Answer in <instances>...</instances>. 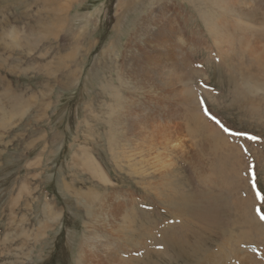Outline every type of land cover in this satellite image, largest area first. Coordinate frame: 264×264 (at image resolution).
<instances>
[{"label":"rangeland","instance_id":"obj_1","mask_svg":"<svg viewBox=\"0 0 264 264\" xmlns=\"http://www.w3.org/2000/svg\"><path fill=\"white\" fill-rule=\"evenodd\" d=\"M102 255L264 264V0H0V264Z\"/></svg>","mask_w":264,"mask_h":264},{"label":"bare ground","instance_id":"obj_2","mask_svg":"<svg viewBox=\"0 0 264 264\" xmlns=\"http://www.w3.org/2000/svg\"><path fill=\"white\" fill-rule=\"evenodd\" d=\"M243 15H244V14H243ZM246 16H247V14H246ZM165 26H169V24H165ZM166 28H167V27H166ZM241 29H242V27H241ZM227 33H228V32H227ZM253 34H254V33H253ZM251 35H252V34H251ZM188 40H189V39H188ZM171 71H172V70H171ZM194 71H195V70H194ZM260 87H261V86H260ZM257 89H258V88H257ZM258 90H259V89H258ZM186 93H187V92H186ZM199 128H200V130H205V129L208 128V130L211 131V128L209 127V125H208L207 123H206V124H200V127H199ZM208 130H206V131H208ZM214 133L217 134V131L214 132ZM216 134H215V135H216ZM218 135H219V134H218ZM216 136H217V135H216ZM209 138H210V137H209ZM223 139H224V138H223ZM225 142H226V141H225ZM226 145H227V144H226ZM230 146L233 147V145H230ZM232 147H228V146H227L228 149H229V148H232ZM227 148H226V149H227ZM234 148H235V146H234ZM237 149H238V148H237ZM232 150H235V149H232ZM210 197H211V196H210ZM208 198H209V197H208ZM132 200H133V199H132ZM202 200H203V198H202ZM205 201H206V200H205ZM211 201H212V200H211ZM240 201H241V200H240ZM213 202H214V201H213ZM187 204H189V202H188ZM190 204H191V203H190ZM193 204H195V203H193ZM196 204H198V203H196ZM207 205H208V204H207ZM211 205H213V204H211ZM211 205H210V206H211ZM224 205H225V204H224ZM240 205H241V204H240ZM190 206H191V205H190ZM210 206H208V207L210 208ZM251 206H253V205H251ZM191 207H192V206H191ZM196 207H197V206H196ZM206 207H207V206H206ZM216 207H217V206H216ZM239 207H240V206H239ZM194 208H195V207H194ZM213 208H214V207H213ZM213 208H212V210H213ZM217 208H218V207H217ZM223 208H224V207H223ZM183 209H184V208H183ZM195 209H197V208H195ZM199 209H200V211H201V208H199ZM246 209H247V208H246ZM250 209H251V208H250ZM48 210H49V208H48ZM202 210H203V209H202ZM205 210H206V211L203 212L204 214H206V213L209 214V213H211V211H212V210H211V211L209 212L208 209H205ZM215 210H216V209H215ZM226 210H227V208H226ZM198 211H199V210H198ZM198 211H196V213H197ZM200 211H199V213H200ZM216 211H217V210H216ZM216 211L214 212V210H213V212L217 214ZM241 211H242V210H241ZM49 212H50V214L53 215V219H57L58 215H55L53 212H51V209H50ZM205 212H206V213H205ZM213 212H212V213H213ZM220 212H221V211H220ZM224 212H225V211H224ZM194 213H195V212H194ZM199 213H198V214H199ZM201 213H202V212H201ZM218 214H219V212H218ZM222 214H223V213H222ZM222 214H220V215H222ZM225 214H226V213H225ZM240 214H241V213H240ZM242 214H243V213H242ZM214 215H215V214H214ZM192 216H193V215H192ZM215 216H216V215H215ZM215 216H213V217H215ZM243 216H244V215H243ZM219 217H220V216H219ZM219 217H218V218H219ZM239 217H240V216H239ZM218 218H217V219H218ZM241 218H242V217H241ZM241 218H239V220H240ZM244 218H246V217H244ZM187 219H188V218H187ZM189 219H191V218L189 217ZM208 219H209V218H208ZM208 219H207V220H208ZM212 219H213V218H212ZM215 219H216V218H215ZM255 219H256V218H255ZM192 220H193V218H192ZM200 220H202V219H199V221H200ZM218 220H219V219H218ZM220 220H221V219H220ZM223 220H224V218H223ZM239 220H238V221H239ZM245 220H246V219H245ZM188 221H189V220H188ZM196 221H197V220H196ZM196 221L193 220V222H196ZM213 221H214V220H213ZM216 221H217V220H216ZM221 221H222V220H221ZM227 221H228V220H227ZM247 221H249V220L247 219ZM255 221H256V220H255ZM200 222H201V221H200ZM208 222H209V221H208ZM210 222H211V221H210ZM216 223H219V221H218V222H215L214 224H216ZM241 223H242V222H241ZM243 223H244V222H243ZM243 223H242V224H243ZM246 223H247V222H246ZM246 223H245V224H246ZM248 223H250V222H248ZM257 223H258V222H257ZM257 223H256V225H258ZM189 224H190V223H189ZM191 224H192V223H191ZM203 224L206 225L207 223H206V224L203 223ZM209 224H210V223H209ZM214 224H213V225H214ZM232 224H233V223H232ZM211 225H212V223H211ZM213 225H212V226H213ZM248 225H249V224H248ZM212 226H210V227H212ZM216 226H218V225H216ZM221 227H222V226H221ZM254 227H255V226H254ZM206 228L208 229V227H206ZM216 228H217V227H216ZM249 228H251V227H249ZM252 228H253V227H252ZM210 230H211V229H210ZM250 230H251V229H250ZM211 232H212V231H211ZM243 236H244V235H243ZM256 236H257V235H256ZM243 241H244V240H243ZM236 243H237V242H236ZM240 245H241V244H240ZM238 248H239V247H238ZM240 249H241V248H240ZM235 252L237 253L238 251H235ZM127 253H128V252H127ZM236 255L239 256L238 253H237ZM112 259H113V257H112ZM101 260H102V263H103V264H104V263L106 264V260H108V259H106V258L102 255V259H101ZM109 260H111V259H109ZM253 263H254V262H253Z\"/></svg>","mask_w":264,"mask_h":264}]
</instances>
